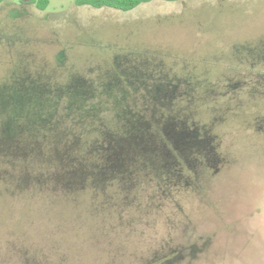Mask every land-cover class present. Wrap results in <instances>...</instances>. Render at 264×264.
<instances>
[{
	"label": "rangeland",
	"instance_id": "rangeland-1",
	"mask_svg": "<svg viewBox=\"0 0 264 264\" xmlns=\"http://www.w3.org/2000/svg\"><path fill=\"white\" fill-rule=\"evenodd\" d=\"M48 1L0 17V264H264V0Z\"/></svg>",
	"mask_w": 264,
	"mask_h": 264
},
{
	"label": "flooded vegetation",
	"instance_id": "flooded-vegetation-1",
	"mask_svg": "<svg viewBox=\"0 0 264 264\" xmlns=\"http://www.w3.org/2000/svg\"><path fill=\"white\" fill-rule=\"evenodd\" d=\"M3 1L4 0H0V3H2ZM33 3H34L33 0H18L17 3L13 1H6L4 3V6L0 7V12L2 13L0 14V17L2 18V22L10 21V19H12L11 13L16 9H21L22 11L25 12L27 6ZM237 69H240L242 71L232 77L234 83L231 85L232 86L231 88L235 91V93L239 94L238 97L240 95L243 96L249 95L254 98L257 95H264V66H261V68H259L256 72L252 71V69H254L253 67L247 69L245 66H239ZM260 69L262 71H260ZM254 99H253L254 103L249 104V108L251 109H255L256 104H259L261 102L264 103L263 100L256 101ZM229 106H232V104H230ZM234 106H239V104L237 103ZM187 137L188 135L186 133H180L178 135L176 133L174 134L168 133L167 138L169 142L171 144H175L172 150V154L177 156V154L180 153L181 151H186V148H188L187 145L188 143L186 142ZM174 159L177 158L174 157ZM178 169L179 170H175V172L172 173L171 179L169 180L170 181L169 191L172 194V195L170 194L169 196L173 198V200L171 201L173 203H176L175 204L176 207H178V205L181 204L180 199H178L179 198L178 194L183 191L185 192L192 190L191 188L194 185H196L194 182L195 180L196 181L198 180L199 175L201 177V175L209 176L212 175L213 173H214L213 175L217 173L216 170L213 171L212 167L211 168L208 167L204 169L201 173H193V172L191 173L189 172V170H186L185 168H178ZM186 202L187 200H185V203Z\"/></svg>",
	"mask_w": 264,
	"mask_h": 264
},
{
	"label": "trees",
	"instance_id": "trees-1",
	"mask_svg": "<svg viewBox=\"0 0 264 264\" xmlns=\"http://www.w3.org/2000/svg\"><path fill=\"white\" fill-rule=\"evenodd\" d=\"M152 1L176 2L180 0H74V4L78 7L87 6L94 9L107 8L121 12H128L142 4ZM48 3V0H35L36 7L41 11L47 8Z\"/></svg>",
	"mask_w": 264,
	"mask_h": 264
}]
</instances>
